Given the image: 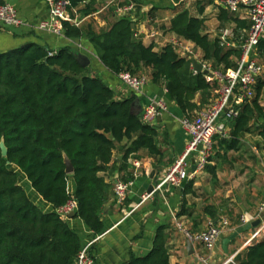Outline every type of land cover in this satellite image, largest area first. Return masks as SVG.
Listing matches in <instances>:
<instances>
[{"label":"trees","instance_id":"1","mask_svg":"<svg viewBox=\"0 0 264 264\" xmlns=\"http://www.w3.org/2000/svg\"><path fill=\"white\" fill-rule=\"evenodd\" d=\"M173 1L178 4L164 33L192 45L210 72L223 75L235 69L239 48L221 45L220 37L208 32L207 23L215 18L220 28L230 25L237 36L248 29L247 22L217 8L212 0L188 5ZM69 2L71 13L90 14L91 4L86 0ZM209 8L213 15L206 13ZM107 15L110 23L105 31L98 32L92 24L78 27L64 23V36L85 37L113 75H139L142 69L148 70L150 82L162 84L184 118L194 117L214 100L220 88L217 78L206 81L170 44L159 49L154 44L144 45L135 37L129 19L114 15L112 10ZM256 53L264 56V39ZM134 99L115 100L114 93L82 68L67 48L50 51L30 44L0 54V142L7 149L6 158L0 152V264H76L81 249L79 237L62 216L44 214L28 199L9 164L24 174L31 188L55 210L75 202L76 217L94 237L102 234L101 215L109 199V185L100 174L108 170L119 146L126 143L125 163L140 153L155 161L162 157L156 144L157 130L130 114ZM229 124L227 138L215 137L212 152L216 156L224 159L227 153H237L242 139L254 133L264 152V64L252 99L240 106ZM64 157L73 166L74 196L67 190L70 175L65 172ZM205 171L216 181L210 167ZM124 180H132V173ZM192 185V181L185 182L177 218H192L193 210L185 200L187 195L197 197ZM201 212L214 221L218 210L206 205ZM241 217L239 211L235 216L230 212V225L239 226ZM170 241L169 227L159 226L150 252L143 257L131 255L125 264H171ZM228 264H264V239L246 246Z\"/></svg>","mask_w":264,"mask_h":264},{"label":"crops","instance_id":"2","mask_svg":"<svg viewBox=\"0 0 264 264\" xmlns=\"http://www.w3.org/2000/svg\"><path fill=\"white\" fill-rule=\"evenodd\" d=\"M2 2L14 7L19 17L28 25L36 26L38 22L48 18V12L43 0H2ZM171 2L174 5V2ZM86 3L91 4L89 15L85 16L77 12V10H73V18L78 23V27L92 24L98 32L105 31L110 23V17L107 12L112 10L115 15L116 4L112 0H86ZM128 3L135 5V11L127 19L132 23L135 37L144 45L154 44L159 49L168 40L175 37L164 33L169 21L174 17L173 6H166L168 10L160 13L156 8L145 5L142 0H122L120 5H127ZM215 6L218 8L217 5ZM83 8L81 7L80 10ZM240 15L243 19V15L241 13ZM152 33L157 34L156 38H150ZM30 44L50 51L67 48L75 57L78 55L85 56L89 60V66L86 69L90 75L108 87L114 93V98L117 101L135 97V99L140 101L142 110L149 101L164 100L167 106L166 112L150 125L157 130L156 144L162 153V157L155 161L140 153L137 155V159L129 158L125 163L123 162V152L126 143L123 142L113 154L108 170L100 174L109 185V199L106 203L108 205L106 208L104 207L101 215L103 232L90 249L96 264H125L131 255L137 257L145 256L152 248L157 228L163 225H167L171 230V241L169 244V261L171 264H228L246 246L264 239V234H260L258 237L255 236L257 229L261 226V219L255 215L264 196V160L256 162L255 167L251 166L248 160L245 163L239 161L240 156L246 157L244 156L246 151H248L247 156L251 159V145L244 140L246 136L250 135H246L242 139L237 153H227L224 159L212 153L207 166L215 173L216 181L211 179L210 174L205 169L192 175V161L196 163L197 158L196 156L191 157L189 172L192 176L188 182L192 181L197 197L187 195L185 200L187 201V206L193 210L192 218L176 217L180 210L184 189L180 190V194H177L178 189L166 187L163 195H152L131 216L123 219V215L120 213L113 197L115 182L125 181L127 174L132 173L134 170L133 164L138 162L140 166L139 175L134 180L133 187L124 205L126 209L131 210L141 202V197L146 195L148 188L150 186L155 187L176 160L185 152L188 137L180 124L184 118L182 113L173 102H168L165 99L166 91L162 84L154 85L150 82V72L148 70L142 69L139 74L147 78V84L143 88L142 93L138 96L132 95L120 83L118 76L110 73L101 64L93 46L85 37L68 39L64 35L58 37L28 26L16 28L0 24V54L14 51ZM188 45L194 52L193 46ZM195 54L199 55L197 51H195ZM229 125L228 123V131ZM256 137L258 139L256 144L257 151L253 150V155L259 159L257 152H260L263 156L264 152L259 149L260 138L258 135ZM241 152L242 154L238 156ZM122 166H127L128 169L121 170ZM15 174L17 175L19 186L23 188L28 199L42 213L59 214L60 210H55L50 204L43 201L31 188L24 174L21 172L19 176L17 173ZM67 190L74 196L76 186L71 175L68 179ZM206 205L213 206L218 210L214 221L203 216L201 210ZM237 211L242 216H253L254 219L244 225L232 226L230 225L228 214L233 212L235 216ZM72 213H75V215L71 216ZM62 217L69 228L79 237L81 248L95 239L84 222L76 217V203L75 210ZM221 219H227L228 226L223 228L215 246L207 251L202 244L190 241L192 255H189L187 252V241L189 240L185 232L190 234L199 233L210 225H220ZM178 224L182 228H179ZM248 225H251L249 229L243 230L234 236L238 229Z\"/></svg>","mask_w":264,"mask_h":264},{"label":"built area","instance_id":"3","mask_svg":"<svg viewBox=\"0 0 264 264\" xmlns=\"http://www.w3.org/2000/svg\"><path fill=\"white\" fill-rule=\"evenodd\" d=\"M122 0H112L116 4L115 14L118 17H129L135 11V5L128 3L120 5ZM219 8L227 10L230 13L240 12L243 19L248 24V29L244 32V40L237 46L240 50V57L233 70L226 71L223 75L213 74L205 76L206 81L210 82L217 78L219 81V90L216 92V98L203 110L197 112L192 118H183L180 122L183 130L188 137V143L185 152L176 160L174 165L154 187L157 195H163L166 187L173 189H184L185 182L196 172L204 171L212 156L214 140L216 136L227 138V125L235 118L239 112L240 106L245 101H250L253 97V88L258 78L263 73V66L253 59V53L260 40L264 39V0H212ZM48 12V18L40 21L36 26L26 24L20 17L17 10L9 4H0V24L11 27L28 26L30 28L62 37L64 35V23L78 26V23L72 17L69 0H43ZM157 34H150V38H156ZM221 45L230 47L229 39L220 37ZM181 57L191 58L202 64L203 69L209 71L207 66L198 60L196 54L190 52L189 43L174 37L167 42ZM189 55H188V54ZM188 55V56H187ZM191 58L189 60H191ZM210 72V71H209ZM120 83L134 96L142 93L147 84V78L141 75H131L122 73L118 76ZM167 106L164 100L149 101L140 113V120L146 125H151L155 119L161 117L166 112ZM196 156L195 170L191 173V157ZM132 180L116 181L113 187V197L118 205L123 219L131 216L139 206L149 200L152 196L143 195L141 202L131 210L125 208L124 202L131 192L134 180L139 175V163L133 164ZM75 202H70L60 209V216L73 212ZM256 217L261 219V226L257 229L255 236L264 234V196L258 207ZM254 219L253 216H242L241 224H247ZM182 228L180 224L177 225ZM228 226L227 219H221L220 225H210L204 231L196 234L185 232L189 241L197 242L203 245L204 249L211 250L221 236L223 228ZM99 239L95 237L91 243L82 247L77 257L76 264H96L95 259L90 253L91 246Z\"/></svg>","mask_w":264,"mask_h":264},{"label":"rangeland","instance_id":"4","mask_svg":"<svg viewBox=\"0 0 264 264\" xmlns=\"http://www.w3.org/2000/svg\"><path fill=\"white\" fill-rule=\"evenodd\" d=\"M142 1H144L145 5H148V7L156 8V10L160 11V13H164L166 10H168L166 8V6H169V7L173 6V8H174L178 4L177 2H174L173 0H142ZM171 1L174 2L175 6L172 4ZM193 1H195V0H179V3H182L184 5H188V4L192 3ZM206 13L210 14V15H213V11H212L211 8L207 9ZM235 15L238 16L239 19H242L241 15H240V12L235 13ZM160 16H161V14H160ZM219 26L220 25L217 23L215 18L211 17L209 19V21L207 23V30L211 34V36H213V37H216V36L217 37H221V36H224L226 34V37L229 39V41H228L229 44H232L234 46H238L244 40V33L243 32L242 33H237V36H235V32L232 30V26L225 25L224 27H221V28ZM190 52L192 54H195V50H194V52H193V50H190ZM191 57L192 56L187 57V58L190 59ZM253 59L257 63H259L260 65L263 66V64H264V56H259L256 53V51H255L253 53ZM198 60H200L199 55H198ZM210 73H213V72H210ZM213 74H215V73H213ZM244 140H245V142H247V143H249L251 145V159H250L249 156H247L248 151H246V153H244V156H246V157H243V156L241 157L240 155L242 154V152L239 153V155H238V156H240L239 157V161H241L242 163H245L248 160V162L251 163V166L255 167L254 165L256 164V162H260V161L264 160V156L260 152H257V155L259 156V159H257L255 157V155H253V150H256V144H257V140H258L257 137H256V134L254 133L253 135L246 136L244 138ZM226 162H228V161H226ZM8 168L11 171L17 173L18 176H19L20 172L16 168H14L13 166H8Z\"/></svg>","mask_w":264,"mask_h":264},{"label":"water","instance_id":"5","mask_svg":"<svg viewBox=\"0 0 264 264\" xmlns=\"http://www.w3.org/2000/svg\"><path fill=\"white\" fill-rule=\"evenodd\" d=\"M116 19V18H115ZM76 60L78 62V64L82 67V68H87L89 66V60L85 57V56H82V55H78L76 57ZM191 62V65H192V69L194 71V73L196 74H203V75H207L209 77H212L213 75L207 71V70H204L203 69V66L202 64H200L199 62H197L196 60L194 59H191L190 60ZM165 99L170 102L171 99L169 97L168 94H165ZM142 112V106H141V103L138 99H135L131 105H130V114L132 116H135V117H138L140 115V113ZM0 152H1V156L3 158H6L7 157V149L5 148L4 146V143L3 142H0ZM64 164H65V172L66 174L68 175H72L73 174V166L71 164V162L66 158L64 157ZM192 164H193V172L195 170V162L192 161ZM8 166H11L10 164ZM147 195H155L156 193L154 192V187L153 186H150L147 190ZM177 194H180V189H178L177 191ZM108 204H105V208L107 207ZM75 215V213H72L71 216ZM251 225H248V226H245V227H242L240 229L237 230V232L234 234L237 235L238 233H241L243 230H247L249 229ZM187 252L189 255H192V251H191V242L190 241H187Z\"/></svg>","mask_w":264,"mask_h":264}]
</instances>
